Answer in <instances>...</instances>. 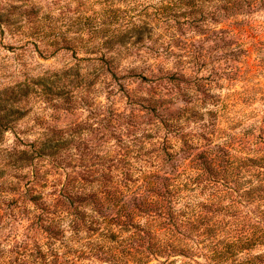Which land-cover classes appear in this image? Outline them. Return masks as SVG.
<instances>
[{
    "label": "trees",
    "instance_id": "obj_1",
    "mask_svg": "<svg viewBox=\"0 0 264 264\" xmlns=\"http://www.w3.org/2000/svg\"><path fill=\"white\" fill-rule=\"evenodd\" d=\"M78 6L76 17L55 21L63 20L60 27L47 25L54 30V45L74 32V50L95 55L109 70L131 39L133 45L146 38V22L116 34L115 25L130 12L113 1L87 0ZM158 10L166 23L180 28L204 31L205 24H212L214 41L220 39L232 53L244 49V73L230 72L240 89L232 86V99L226 98L222 110L255 101L264 104V21L249 16L264 10V0H167ZM173 43L154 50V65L162 79L177 83L186 74L166 62L174 54ZM185 56L187 63L197 65L206 55L194 51ZM163 63L168 66L165 74ZM206 66L201 64L202 69ZM250 71L254 74L247 77ZM38 85L56 110L60 104L54 96L67 111L74 108L69 84ZM30 93V85L0 90V145L9 133L17 142L0 153V175L8 173L3 188L20 193L29 215L20 241L8 249L0 244V264H264V251L252 254L264 247V150L255 148L264 146V127L253 139L248 132L242 151L231 148L229 141L220 155L207 157L209 151L204 150L190 160L179 158L193 149L185 133L190 118L181 114L160 118L143 134L147 141L110 148L105 144L115 135L110 111L106 117L96 114L90 128L46 129L36 140L24 141L17 123L28 113L21 105ZM93 134L95 138L83 143ZM252 203L257 213L248 209Z\"/></svg>",
    "mask_w": 264,
    "mask_h": 264
},
{
    "label": "rangeland",
    "instance_id": "obj_2",
    "mask_svg": "<svg viewBox=\"0 0 264 264\" xmlns=\"http://www.w3.org/2000/svg\"><path fill=\"white\" fill-rule=\"evenodd\" d=\"M86 1L0 0V90L17 84L30 85L32 90L21 105L26 107L28 113L17 123L20 140L34 141L46 129L68 130L78 125L90 128L96 123V114L104 113L106 117L109 111L113 117L110 130L115 135L108 138L105 143L107 148L121 143L131 144L129 141L133 140L147 141L143 134L146 136L160 118H177L179 114L190 118L185 123V133L189 134L186 139L193 147L179 158L190 160L204 150L209 151L207 157L220 155L219 150H225L229 141L232 142L231 148L242 151L243 140L245 136L248 137L249 131H252L251 139L259 136L258 130L264 127L262 101L222 110L226 98L232 99L233 87L240 89L241 83L233 85L235 81L231 79L230 72L239 69V75L244 73L246 66L242 61L245 51L236 48L237 52L232 53L220 39L214 41L212 24H205L204 31H201L189 25L180 28L177 23H166L158 8L167 0H109L130 12L127 19L115 25L117 35L131 30L133 23L136 26L147 23L146 38L133 45L131 42L135 40L131 39L128 48H123L120 58L116 59L109 71V67L103 61L96 60L95 55H88L78 47L74 50V32L63 37L66 40L64 43L54 45L55 35L50 36L54 30L47 28V25L54 24L60 27L63 20L55 21L61 16L76 17L79 2ZM249 16L264 21V10ZM65 30V27L62 28L63 32ZM60 31L55 30L57 34H61ZM225 36L228 38L227 34ZM171 40H174V54L166 62L170 61L169 67L186 74L177 83L162 79L158 67L154 65L158 61L154 50L158 46H166ZM194 51L206 55L203 62L207 66L203 69L202 61L197 65L187 63L189 59L185 55ZM232 55L238 56L237 59L231 60ZM168 66L167 63L162 64L161 74L167 72ZM152 70H155V75ZM113 72H116V76H113ZM252 74L250 71L246 76ZM143 76L149 80L142 79ZM40 81L48 85L57 82L69 84L74 108L67 111V107L61 106L62 102L55 96L54 102L58 101L60 108H53L51 99H45L42 95L44 87L38 85ZM255 92L259 97V91ZM93 138L95 134L86 137L83 143ZM15 144L14 134L9 133L0 145V153ZM255 148L261 152L264 150L262 144ZM231 153L236 154L234 150ZM7 176L8 173L3 177L0 175V244L8 249L17 240L20 241L21 234L27 233L25 227L29 215L24 213L26 202L20 193L3 188ZM27 181L28 178H25L23 184ZM248 209L256 211V203L248 204ZM263 251L264 247L252 254ZM87 264L101 263L89 261Z\"/></svg>",
    "mask_w": 264,
    "mask_h": 264
}]
</instances>
